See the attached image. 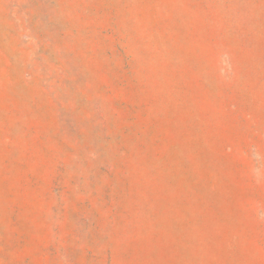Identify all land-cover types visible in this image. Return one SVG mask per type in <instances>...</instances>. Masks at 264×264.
<instances>
[{
	"label": "rangeland",
	"instance_id": "rangeland-1",
	"mask_svg": "<svg viewBox=\"0 0 264 264\" xmlns=\"http://www.w3.org/2000/svg\"><path fill=\"white\" fill-rule=\"evenodd\" d=\"M0 264H264V0H0Z\"/></svg>",
	"mask_w": 264,
	"mask_h": 264
}]
</instances>
